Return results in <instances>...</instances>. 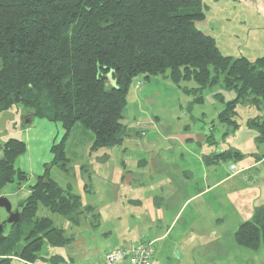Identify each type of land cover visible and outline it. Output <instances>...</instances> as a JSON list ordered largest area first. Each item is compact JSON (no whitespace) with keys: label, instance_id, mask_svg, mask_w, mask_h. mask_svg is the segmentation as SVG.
<instances>
[{"label":"trees","instance_id":"obj_1","mask_svg":"<svg viewBox=\"0 0 264 264\" xmlns=\"http://www.w3.org/2000/svg\"><path fill=\"white\" fill-rule=\"evenodd\" d=\"M205 18L202 0H0V116L21 106L65 131L52 149L53 161L20 202V221L9 225L10 234L0 233V264H36L46 247L71 244L72 238L39 211L78 225L93 209L83 206L72 185L55 181L51 170L70 172L67 144L78 127L92 133V151L147 135L146 119L133 127L124 124L134 85L141 89L161 77L182 89L194 80L192 93L202 101V91L222 80L236 98L225 104L219 121L233 130L240 102L258 110L264 106V56L224 55L215 38L198 28ZM248 128L264 143L263 118L250 119ZM26 149L14 137L2 146L0 189L28 183L29 175L16 167ZM210 157L206 161L216 163L242 156L230 150ZM235 239L253 251L264 245V208L240 225Z\"/></svg>","mask_w":264,"mask_h":264},{"label":"rangeland","instance_id":"obj_2","mask_svg":"<svg viewBox=\"0 0 264 264\" xmlns=\"http://www.w3.org/2000/svg\"><path fill=\"white\" fill-rule=\"evenodd\" d=\"M202 1L205 5L206 18L197 26L215 38L224 55L235 58L244 56L251 60L264 56V20L248 16L254 12L258 13V8L264 4V0H242L241 5L234 4L229 0ZM144 86L152 92H160L159 98L155 97L151 104L148 102L135 103L125 110L124 124L128 127H133L136 120L146 119L149 121V123L146 121L148 131L145 137H133L131 138L132 141L129 140L130 143L127 142L128 153L134 152L140 155L144 152L148 156H157V150H154L156 147L150 148L142 140H157V138L164 137L163 132H167L174 134L171 136L172 138L177 136L173 138L174 141L171 140L170 145L173 147L167 148L170 150L168 153L173 155L187 156L192 152L199 154L204 152L203 148L212 155L236 150L242 156V166H249L264 158V143H257L255 132L248 128L250 119L256 117L264 119V106L258 110L249 103L240 102L236 108L237 116L235 119L238 127L233 130L221 123L219 113L224 109L226 103L236 98L235 92L224 88L222 80L202 91V101L197 100L200 97L199 94L195 96L192 93L197 88L194 80L182 83V89L170 81H164L161 77L152 79L150 84L148 82L143 83ZM10 111L16 114V120L7 124L6 131L0 130V156H2V146L12 137L22 140L23 134H26L29 129L31 133H35L37 130L41 136L34 137V140L26 143V152L16 163L17 168L25 171L24 173H30H27L30 177L28 183H23L20 187L17 182L10 183L4 189H0V198L6 197L11 202L13 210H17L20 202L30 194L28 192L30 188L26 186L29 185V182V187L34 185L37 176H40L36 174L40 172L44 174L46 171L49 164L45 163V161L48 162L47 149L51 147L52 153L53 147L60 141L43 142L48 129L40 126L44 124L43 121L45 120L34 118V121L32 120L30 123L31 126L24 128L22 117L30 112L26 108L19 106ZM155 117H159L160 122H157ZM200 129H205L209 136L212 135L214 142L211 141L203 148L191 144L187 147L180 146L179 135L189 132L197 133ZM91 135L89 130L87 131L82 127H78L72 132L67 144L70 172L64 173L54 167L51 170V177L62 186L72 185L74 193L81 197L83 206L91 207L93 213L85 214L80 218L79 225H73L66 218L41 209L39 215L48 214L54 225L63 229L73 242L64 248L46 247L42 252L43 259L36 264H96L99 261V255L102 254L103 256L112 248L128 247L142 240L153 241L156 236L160 235L163 228L159 224L154 226L143 218L141 206H145L144 198L146 196H144L145 190L140 186L138 179L130 189H124L120 185L119 201L114 200L117 192H115L116 186L114 184L116 182L113 181V177L124 168L122 159L125 160L128 157L127 152H124L123 147L92 151L90 149L92 142L89 140ZM40 147H43V150ZM186 149L190 150V153ZM38 159V163L34 164V161ZM234 162L236 161L226 162V164L232 166L235 164ZM42 165L44 166L43 169ZM126 165L128 168L133 166L130 162ZM134 175H137V172ZM238 178L240 181L235 183L237 185L234 189L244 196V200L248 204L254 202L253 190L249 188L257 185L259 190H254V193L257 191L255 201L257 204L264 205V161L262 165L247 170L244 175ZM232 197V195L228 196L229 199ZM188 213L189 211L187 215H189ZM8 218L9 215L6 210L0 208V225H4ZM235 219L223 226L221 231L224 234L229 235L231 233V225ZM11 230V226L4 225L6 235L10 234ZM178 230H182V232L178 234ZM189 230L190 228L184 229L183 227L180 229L178 227L173 231L171 237L176 234H185L186 238L194 237L195 234ZM185 237L183 240L186 241ZM169 244V241L165 242V246ZM178 251L180 253V250ZM203 251L204 249L196 251L200 254L199 258L194 256L196 252L187 256L182 260L183 264H264V251L246 250L248 253L243 256L240 254L238 259H235L232 254L224 257L215 255L210 259V256L205 255ZM201 257L206 262L200 263ZM60 258L62 259L60 260Z\"/></svg>","mask_w":264,"mask_h":264},{"label":"crops","instance_id":"obj_3","mask_svg":"<svg viewBox=\"0 0 264 264\" xmlns=\"http://www.w3.org/2000/svg\"><path fill=\"white\" fill-rule=\"evenodd\" d=\"M229 1L238 5L242 4V0ZM248 16L264 20V4L258 8V13L254 12ZM163 80L168 81L164 78ZM151 82L152 80L148 83L150 84ZM159 93L158 91L152 92L145 86L141 89H137L134 85L128 97L129 104L127 108L138 102H148L151 104L154 102L155 97L159 98ZM155 118L157 122H160L159 117ZM43 123L44 124H41L40 127L43 126L44 129H48L43 142H59L62 140L65 131L60 124L48 121H43ZM29 130H27V133H24L22 137L25 143L31 142L34 140V137H41L37 130H35V133H31ZM162 135L161 137L163 138H157V140H142L144 141L143 143L150 148L156 147L154 150H157L158 155L155 154L157 156H148L144 152L140 153V155L134 152L128 153L127 142L129 140L132 141L131 138H135L136 136L132 135L133 137L127 139L121 146L128 155L125 160L122 159V166L124 168L113 177V181L116 182L114 184L116 186L115 192H117V195L114 194L116 196L114 197L116 202L119 201V186L121 185L124 189H130L133 187V183L136 182V179H138L140 186L145 190L144 196H146V198H144L145 206H141L143 209L141 210L143 218L147 219V222L152 223L154 226L159 224L160 227H163L160 235L156 236L152 241L154 244L158 245L157 247L155 245V264H183L182 260L187 256L193 255L192 253L199 249H204L203 252L205 255L210 256V259L215 255L224 257L230 254H232L235 259H238L240 254L243 256L248 253L246 250L249 249L237 244L235 234L240 225L246 221L253 220L256 212L264 208V205L257 204L255 201L259 186L253 185L249 188L253 190V196H255L253 199L254 202H250L249 204L244 200V196L241 195L238 190H235L234 187L237 185L235 183L240 181L238 178L239 176L244 175L247 170L262 165L264 159L249 166H242L241 159L234 162L235 164H232V166H229L223 161L216 163L207 162L206 157L212 156V153H208L203 147L211 143V141L214 142V139L207 141L206 138L208 134L205 129H200L197 133L189 132L179 135L180 146L187 147L189 144L197 145L203 148L204 152L199 154L192 152L193 154L191 153L187 156H177L168 153L170 150H167V148L173 147L170 145L171 140L174 141L175 139L173 140V138L177 136L172 138L171 136L174 134L172 135L167 132H163ZM89 140L92 142V135ZM130 141L128 143H130ZM48 146L50 147V145ZM40 148L43 150V147ZM186 150L190 153V150ZM47 151L48 162L45 161V163L50 164L54 159V155L51 153V147L47 149ZM38 161L39 159L34 161V164L38 163ZM129 162L133 165L131 168H128L126 165V163ZM43 165L42 169L44 167ZM135 172H137V175H134ZM42 174L43 173L40 172L36 175ZM29 185L26 187L29 188ZM256 189L257 191L254 193ZM230 195L233 197L229 199L228 196ZM27 197L28 196H26V198ZM188 211L189 215H187ZM234 218L236 219L233 225H231V233L229 235L224 234L221 231L223 230V226L226 225L227 222L230 223ZM178 227L180 229L183 227L184 229L190 228L189 231L194 233L195 236L186 238L185 234L178 235L182 232V230H178V234L171 237L173 231ZM184 237L186 241L183 240ZM167 241H169L170 244L165 246V242ZM118 248L119 247L112 248L109 251ZM178 250H180V253ZM260 251H264V245L255 252ZM104 254L103 256L102 254L99 255V261L102 260ZM199 255V252L194 254V256H198V258L200 257ZM61 259L62 258H60V260ZM199 260L200 263L206 262L203 257Z\"/></svg>","mask_w":264,"mask_h":264},{"label":"built area","instance_id":"obj_4","mask_svg":"<svg viewBox=\"0 0 264 264\" xmlns=\"http://www.w3.org/2000/svg\"><path fill=\"white\" fill-rule=\"evenodd\" d=\"M155 256L154 243L142 240L131 246L107 252L96 264H155Z\"/></svg>","mask_w":264,"mask_h":264},{"label":"water","instance_id":"obj_5","mask_svg":"<svg viewBox=\"0 0 264 264\" xmlns=\"http://www.w3.org/2000/svg\"><path fill=\"white\" fill-rule=\"evenodd\" d=\"M33 114L28 113L24 117H22L23 122V127H29L31 121L33 120ZM16 120V114L12 111H6L0 116V130L1 131H6L7 129V124L9 122H13ZM0 208H3L6 210V212L9 215V218L7 219V224L8 225H14L20 221V212L14 211L11 202L6 198V197H1L0 198ZM4 225H0V233L3 231Z\"/></svg>","mask_w":264,"mask_h":264},{"label":"flooded vegetation","instance_id":"obj_6","mask_svg":"<svg viewBox=\"0 0 264 264\" xmlns=\"http://www.w3.org/2000/svg\"><path fill=\"white\" fill-rule=\"evenodd\" d=\"M17 210L19 211V209L17 208ZM17 210H14V211H17ZM20 212V211H19ZM4 229V228H3Z\"/></svg>","mask_w":264,"mask_h":264},{"label":"bare ground","instance_id":"obj_7","mask_svg":"<svg viewBox=\"0 0 264 264\" xmlns=\"http://www.w3.org/2000/svg\"><path fill=\"white\" fill-rule=\"evenodd\" d=\"M27 128V127H26Z\"/></svg>","mask_w":264,"mask_h":264}]
</instances>
